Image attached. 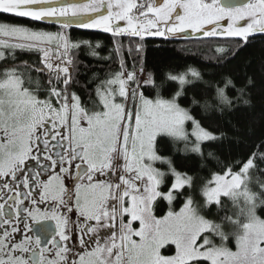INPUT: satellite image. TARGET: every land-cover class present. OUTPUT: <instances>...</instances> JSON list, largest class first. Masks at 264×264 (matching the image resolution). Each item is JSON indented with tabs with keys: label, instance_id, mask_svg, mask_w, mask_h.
Here are the masks:
<instances>
[{
	"label": "snow or ice",
	"instance_id": "obj_1",
	"mask_svg": "<svg viewBox=\"0 0 264 264\" xmlns=\"http://www.w3.org/2000/svg\"><path fill=\"white\" fill-rule=\"evenodd\" d=\"M0 13L111 36L101 55L99 42L0 22V264H264V139L208 176L178 170L177 154L220 163L206 148L224 133L197 118L207 99L182 102L199 71L154 73L142 55L146 36L190 30L238 38L215 48L229 61L264 35V0H0ZM254 83L226 79L217 108L250 104Z\"/></svg>",
	"mask_w": 264,
	"mask_h": 264
},
{
	"label": "trees",
	"instance_id": "obj_2",
	"mask_svg": "<svg viewBox=\"0 0 264 264\" xmlns=\"http://www.w3.org/2000/svg\"><path fill=\"white\" fill-rule=\"evenodd\" d=\"M0 22L19 23L35 30L51 33L66 32L76 40H89L93 44L99 42L101 55H106V49L111 47V36L108 33L83 29H61V27H47L26 18L13 17L10 14L0 13ZM138 39V38H133ZM236 38L217 37L190 39H161L146 36L143 51V63L148 71L160 73L169 69L176 72H184L194 68L201 73V79L186 86V95L182 98L184 106H190L193 97L201 103L205 99L209 101L210 107L207 113L198 106H193L195 114L206 128L211 131L223 132L224 136L218 141L212 142L206 151L213 152L220 163L211 160L206 168L201 167V162L195 155L177 154L175 164L178 170L194 172L200 170L201 175L208 176L210 171H220L223 163L243 160L255 150L264 139V35L257 34L250 37V43L241 48L238 54L229 61H218L215 48L217 45H227L235 48L234 43L228 44L229 40ZM128 38H125L127 45ZM86 49H81L79 59L88 66V75L93 72L103 75L105 72L104 61H99L86 54ZM25 60L35 59L28 53L22 54ZM83 72V65L81 66ZM247 77L254 79V86L249 93L250 104H239L230 111H220L215 102L217 87H223L226 79L231 78L239 87ZM87 77L80 76L81 80ZM178 85H173V89ZM145 95H152L145 89ZM178 197L172 207L178 210L181 206ZM166 201L159 202L156 215L160 216L168 210ZM257 214L264 218V211L258 209Z\"/></svg>",
	"mask_w": 264,
	"mask_h": 264
},
{
	"label": "water",
	"instance_id": "obj_3",
	"mask_svg": "<svg viewBox=\"0 0 264 264\" xmlns=\"http://www.w3.org/2000/svg\"><path fill=\"white\" fill-rule=\"evenodd\" d=\"M232 2H236L238 3L239 0H232ZM42 24H46V25H59V23L53 21V20H46L43 22H40ZM190 38H196L194 34H192L190 31L188 33L185 34H178L176 37H171L169 39H190ZM48 224V223H46ZM40 225L35 226V228L39 227Z\"/></svg>",
	"mask_w": 264,
	"mask_h": 264
},
{
	"label": "flooded vegetation",
	"instance_id": "obj_4",
	"mask_svg": "<svg viewBox=\"0 0 264 264\" xmlns=\"http://www.w3.org/2000/svg\"><path fill=\"white\" fill-rule=\"evenodd\" d=\"M77 2H79V0H77ZM32 22V21H31ZM37 24L39 23V24H41V25H43V26H47V27H53V28H56V27H60L59 25H46V24H42V23H40V22H36ZM121 23H123V22H121ZM226 23V22H225ZM68 29H76V27H72V28H68ZM83 30H85V29H83ZM87 31H90V30H87ZM94 31H99V30H94ZM190 31V30H189ZM191 32V31H190ZM151 37H153V36H151ZM156 38H161V39H164V38H162V37H156ZM236 39H238V38H236ZM45 207H47V205H41V208L43 209V208H45ZM46 223H50V222H48V221H41V224H46ZM35 226H37V224H33V227L35 228Z\"/></svg>",
	"mask_w": 264,
	"mask_h": 264
},
{
	"label": "rangeland",
	"instance_id": "obj_5",
	"mask_svg": "<svg viewBox=\"0 0 264 264\" xmlns=\"http://www.w3.org/2000/svg\"><path fill=\"white\" fill-rule=\"evenodd\" d=\"M243 23V22H242ZM60 32H63V31H60ZM157 167H162V168H164V167H166V166H161V165H157ZM179 210V209H178ZM177 210V211H178ZM167 212V211H166ZM230 247L232 248V250H235V244H234V242L230 245Z\"/></svg>",
	"mask_w": 264,
	"mask_h": 264
}]
</instances>
